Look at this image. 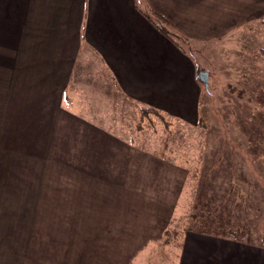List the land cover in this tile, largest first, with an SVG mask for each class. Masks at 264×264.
I'll use <instances>...</instances> for the list:
<instances>
[{
  "label": "crops",
  "instance_id": "1",
  "mask_svg": "<svg viewBox=\"0 0 264 264\" xmlns=\"http://www.w3.org/2000/svg\"><path fill=\"white\" fill-rule=\"evenodd\" d=\"M148 1L175 36L191 41L222 37L227 16L240 14L242 23L264 16V0ZM225 6L236 11L225 14ZM156 25L138 0H0V85L16 106L24 103L27 128L42 134L41 144L51 135L89 150L91 165L125 169L122 179L104 180L114 188L104 192L88 171L0 169V264H264V238L189 227L178 237L163 225L156 215L171 219L182 166L142 149L102 113L107 100L98 90L111 83L139 107L187 122L198 117L205 89L191 54ZM157 176L161 187L152 183Z\"/></svg>",
  "mask_w": 264,
  "mask_h": 264
},
{
  "label": "rangeland",
  "instance_id": "2",
  "mask_svg": "<svg viewBox=\"0 0 264 264\" xmlns=\"http://www.w3.org/2000/svg\"><path fill=\"white\" fill-rule=\"evenodd\" d=\"M208 6L209 11H213V5ZM138 7L156 24L165 27L172 39L191 54L197 75L200 71L208 72L207 85L199 80L205 90L199 100L198 117L193 122L166 115L163 117L166 123L152 114L147 118L141 115V107L134 99L111 83L98 90L99 97L107 100L102 113L114 118L116 126L132 131L133 140L142 149L182 166L178 175L184 179L183 187L171 219L163 214L156 216L162 218L163 225L170 224L171 232L180 237L182 228L189 225L188 215L196 203L210 214L211 220L222 222L226 227L238 226L242 237L264 238V165L260 156L264 143L259 141L260 136L264 137L263 19L242 23L240 14L227 16L226 34L222 37L191 41V38L175 36L167 21L154 14L148 0H138ZM223 11L226 14L236 9L225 6ZM11 98L15 96L10 88L0 85V169L3 174L81 176L88 171L94 180H102L92 183L97 191L114 189L113 184L104 180L122 179L124 168L95 164L106 163L105 160L91 165L88 159L93 157L89 150L69 149L59 137H43L46 139L41 144L38 137L42 134H34L30 126L27 128V120L21 113L24 103L16 106ZM104 154L107 152L102 156ZM147 170L144 175L154 174ZM108 175H112L111 178ZM162 178L157 176L152 183L161 187ZM107 222L116 225V221ZM260 242L264 244V240Z\"/></svg>",
  "mask_w": 264,
  "mask_h": 264
},
{
  "label": "trees",
  "instance_id": "3",
  "mask_svg": "<svg viewBox=\"0 0 264 264\" xmlns=\"http://www.w3.org/2000/svg\"><path fill=\"white\" fill-rule=\"evenodd\" d=\"M156 14V13H154ZM156 16H159V14ZM148 18H150L149 15H147ZM160 19L163 20V18L161 16H159ZM262 22L264 23V16L262 18ZM164 21V20H163ZM158 26V28L161 30V32L163 34H165L166 36L170 37L172 39V36L169 35V33L167 32V30L165 29V27H163L161 24L160 25H156ZM178 37V36H177ZM173 40V39H172ZM262 105L264 106V91L262 93ZM140 113L142 116H145L147 118H149L152 115H154L155 117H158L160 121L165 122L166 123V119H164V115L158 111L157 109L151 107V106H145V107H141L140 109ZM259 141H262L264 143V137H259ZM260 156L263 157L262 163L264 165V151H262L260 153ZM192 212H190V214L188 215L189 217V229L195 230V231H199V232H204V233H220L226 236H230V237H241V233H240V228L237 226L234 227H226L222 222H217V221H213L210 219V214H208L204 209L202 210L201 208L198 207V205L196 203H194L192 205ZM219 230V231H218Z\"/></svg>",
  "mask_w": 264,
  "mask_h": 264
},
{
  "label": "water",
  "instance_id": "4",
  "mask_svg": "<svg viewBox=\"0 0 264 264\" xmlns=\"http://www.w3.org/2000/svg\"><path fill=\"white\" fill-rule=\"evenodd\" d=\"M207 77H208V72L207 71H200L198 72V78L199 80H202L206 83L207 85Z\"/></svg>",
  "mask_w": 264,
  "mask_h": 264
}]
</instances>
